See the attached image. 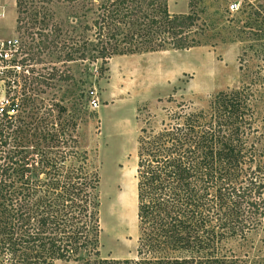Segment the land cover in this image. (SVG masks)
<instances>
[{
	"label": "trees",
	"instance_id": "16d2710c",
	"mask_svg": "<svg viewBox=\"0 0 264 264\" xmlns=\"http://www.w3.org/2000/svg\"><path fill=\"white\" fill-rule=\"evenodd\" d=\"M102 2L86 29H94L92 49L104 64L113 55L200 44L193 30L199 23L194 0L186 14H171L166 0ZM21 20L18 14L16 23ZM47 31L31 32L36 41L33 37L25 45L24 62H39L42 52L57 47L43 34ZM66 58L73 55L68 52ZM31 71L35 75L13 97L17 113L0 115V264L71 259L79 264H236L215 254L217 244L264 231V166L247 153V97L238 90L221 91L209 112L170 114L176 122L160 134L141 137L136 258L99 259L98 176L89 170L87 150L80 148L74 116L63 118L66 109L56 103V115L51 106L38 105L36 88L26 94L31 88L26 90V83L47 85L56 72ZM20 105L33 106L21 112Z\"/></svg>",
	"mask_w": 264,
	"mask_h": 264
},
{
	"label": "rangeland",
	"instance_id": "374dc122",
	"mask_svg": "<svg viewBox=\"0 0 264 264\" xmlns=\"http://www.w3.org/2000/svg\"><path fill=\"white\" fill-rule=\"evenodd\" d=\"M102 1L19 0L16 7V0H0L5 13L0 19V39L17 35L28 46L31 38L36 41L31 32L37 35L49 29L43 34L57 42V47L40 54L39 62H30L34 71L54 70V78L46 79L47 85L26 83V90L31 87L26 94L36 88L38 105L48 108L56 103L66 109L63 118L73 115L77 121L80 148L87 150L89 170L99 180L98 258L135 259L141 235L136 177L139 141L176 122L170 114L183 118L200 110L207 113L218 92H243L247 120L251 115V129H245L247 153L255 154L264 166V0H194L198 46L113 55L105 64L96 58L98 49H92L97 42L94 29H86L92 27ZM166 1L171 14L191 11L189 0ZM231 3L238 9L230 11ZM68 52L73 60H67ZM22 75L18 80L24 87L33 74ZM92 97L98 103L95 109L89 107ZM31 106L19 109L27 112ZM215 254L236 264H264V231L224 238ZM54 264L79 262L56 260Z\"/></svg>",
	"mask_w": 264,
	"mask_h": 264
},
{
	"label": "built area",
	"instance_id": "2783aa9c",
	"mask_svg": "<svg viewBox=\"0 0 264 264\" xmlns=\"http://www.w3.org/2000/svg\"><path fill=\"white\" fill-rule=\"evenodd\" d=\"M237 10L235 3L229 5V10ZM5 16L3 8L0 7V19ZM25 44L18 38V36H12L5 39H0V91L2 97H0V115H15L17 113V105L15 96L16 92L20 90L22 86L19 85V76L27 77L26 75L33 74V64L23 61V58L27 55L25 52ZM93 94V93H92ZM89 107L95 109L98 107L97 101L92 97L89 102Z\"/></svg>",
	"mask_w": 264,
	"mask_h": 264
}]
</instances>
